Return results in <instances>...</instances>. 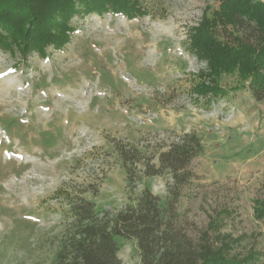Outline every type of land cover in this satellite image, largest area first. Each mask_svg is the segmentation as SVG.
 <instances>
[{"label":"rangeland","instance_id":"374dc122","mask_svg":"<svg viewBox=\"0 0 264 264\" xmlns=\"http://www.w3.org/2000/svg\"><path fill=\"white\" fill-rule=\"evenodd\" d=\"M128 1L136 20L74 18L76 32L45 57L24 43L0 49V264L52 263L81 199L115 213L149 190L168 210L177 187L161 155L189 137L201 152L174 213L198 238L226 210L220 232L238 241L229 256L264 264V103L238 71L217 80L222 94H198L211 66L197 29L223 43L236 30L218 21L219 0ZM119 244L123 264H142L135 240Z\"/></svg>","mask_w":264,"mask_h":264},{"label":"trees","instance_id":"16d2710c","mask_svg":"<svg viewBox=\"0 0 264 264\" xmlns=\"http://www.w3.org/2000/svg\"><path fill=\"white\" fill-rule=\"evenodd\" d=\"M219 4L218 21L224 23L225 32L231 26L237 35L233 41L223 43L213 30V34L206 31L205 25L197 29L196 53L208 59L211 66L207 77L211 85L204 83L198 94H222L217 80L227 72L238 71L256 101L264 103V0H219ZM136 9L128 0H0V49L7 51L14 44L18 48L17 44L24 43L27 48L34 46L33 51L45 57L46 47L54 45L60 50L76 32L74 18L109 13L136 20L141 16ZM190 139L194 141L191 145ZM200 152L199 140L189 137L161 155L160 169L171 171L177 187L166 211L162 210L160 199L149 190L143 192L136 204L115 213H98L95 204L86 199L73 202L74 220L63 230L50 264H123L118 257L119 240L130 239L138 244L142 264H256L258 259L252 254L248 260L229 256L233 242L238 241L220 232L218 219L228 213L226 210L218 214L216 221L211 220L198 238L185 231L182 215L173 211L181 188L190 180L186 168ZM120 154L128 161L122 149ZM158 173L154 171L149 176ZM259 208L256 215L261 220L264 203Z\"/></svg>","mask_w":264,"mask_h":264}]
</instances>
